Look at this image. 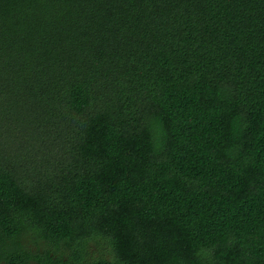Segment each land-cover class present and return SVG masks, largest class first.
Segmentation results:
<instances>
[{
	"label": "trees",
	"instance_id": "trees-1",
	"mask_svg": "<svg viewBox=\"0 0 264 264\" xmlns=\"http://www.w3.org/2000/svg\"><path fill=\"white\" fill-rule=\"evenodd\" d=\"M0 264H264V0H0Z\"/></svg>",
	"mask_w": 264,
	"mask_h": 264
},
{
	"label": "rangeland",
	"instance_id": "rangeland-1",
	"mask_svg": "<svg viewBox=\"0 0 264 264\" xmlns=\"http://www.w3.org/2000/svg\"><path fill=\"white\" fill-rule=\"evenodd\" d=\"M108 246L102 241L99 243H96L93 240H90L88 242L87 246V252H88V257H96V256H104L107 254ZM67 259V256L65 257Z\"/></svg>",
	"mask_w": 264,
	"mask_h": 264
}]
</instances>
